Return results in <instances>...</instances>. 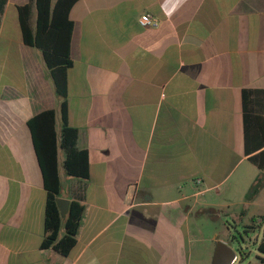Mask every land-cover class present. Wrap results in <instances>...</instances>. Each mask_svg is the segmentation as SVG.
Returning a JSON list of instances; mask_svg holds the SVG:
<instances>
[{"label":"crops","instance_id":"1","mask_svg":"<svg viewBox=\"0 0 264 264\" xmlns=\"http://www.w3.org/2000/svg\"><path fill=\"white\" fill-rule=\"evenodd\" d=\"M29 1L0 0V264H213L217 241L264 216L244 124L246 89L264 117V0L73 5L67 122L90 176H69L59 148V197L85 205L68 255L42 245L47 190L28 121L53 109L60 135L63 117L42 52L23 40ZM144 13L159 24L141 26ZM255 248L238 264H264Z\"/></svg>","mask_w":264,"mask_h":264},{"label":"trees","instance_id":"2","mask_svg":"<svg viewBox=\"0 0 264 264\" xmlns=\"http://www.w3.org/2000/svg\"><path fill=\"white\" fill-rule=\"evenodd\" d=\"M78 0H30L18 6L19 20L24 42L38 48L51 71L57 96L61 100L63 125L60 135L56 129V111L44 110L29 121L28 125L47 190L45 210V236L43 247H53L62 255L75 247L77 234L84 216L85 205L71 201L65 218H62L58 198L62 186L59 173V148L63 149V167L69 176L86 179L90 176V159L87 150L78 147V129L67 122L68 78L67 70L72 66L71 39L74 22L70 10ZM37 9L35 26L32 23L33 7ZM1 11V10H0ZM249 90H244L245 150L249 160L261 171L264 170V117L256 113L247 103ZM262 182L261 175L255 185ZM135 187L130 185L126 199L131 200ZM64 227V234L60 231ZM255 224L253 223V228ZM259 249L264 251V242ZM243 255L245 254L242 253ZM264 260V259H263Z\"/></svg>","mask_w":264,"mask_h":264},{"label":"water","instance_id":"3","mask_svg":"<svg viewBox=\"0 0 264 264\" xmlns=\"http://www.w3.org/2000/svg\"><path fill=\"white\" fill-rule=\"evenodd\" d=\"M58 204L62 216H66L69 209L70 200L67 198L59 197ZM264 242V232L260 233L255 227L250 229H242L234 232L232 237V244L225 241H217L213 264H238L242 259L244 252L250 251L251 248L256 247L258 253H263L259 249L261 243ZM236 244V247L233 244ZM251 252V251H250Z\"/></svg>","mask_w":264,"mask_h":264},{"label":"built area","instance_id":"4","mask_svg":"<svg viewBox=\"0 0 264 264\" xmlns=\"http://www.w3.org/2000/svg\"><path fill=\"white\" fill-rule=\"evenodd\" d=\"M139 23L143 27H155L159 24V20L150 13H144L139 17ZM255 228L260 232H264V216H257L254 221Z\"/></svg>","mask_w":264,"mask_h":264},{"label":"rangeland","instance_id":"5","mask_svg":"<svg viewBox=\"0 0 264 264\" xmlns=\"http://www.w3.org/2000/svg\"><path fill=\"white\" fill-rule=\"evenodd\" d=\"M228 221H230L231 222V220L230 219H228ZM206 228H208V227H206ZM240 231H242V230H240ZM208 233V229H206V234Z\"/></svg>","mask_w":264,"mask_h":264},{"label":"flooded vegetation","instance_id":"6","mask_svg":"<svg viewBox=\"0 0 264 264\" xmlns=\"http://www.w3.org/2000/svg\"><path fill=\"white\" fill-rule=\"evenodd\" d=\"M252 250H254V249H251L250 251H252Z\"/></svg>","mask_w":264,"mask_h":264}]
</instances>
